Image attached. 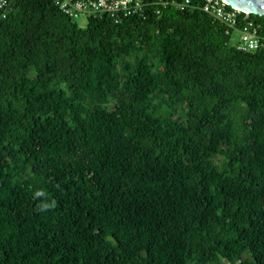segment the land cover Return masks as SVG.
<instances>
[{
  "label": "trees",
  "instance_id": "obj_1",
  "mask_svg": "<svg viewBox=\"0 0 264 264\" xmlns=\"http://www.w3.org/2000/svg\"><path fill=\"white\" fill-rule=\"evenodd\" d=\"M11 2L0 264H264V46L201 10L81 27Z\"/></svg>",
  "mask_w": 264,
  "mask_h": 264
},
{
  "label": "built area",
  "instance_id": "obj_2",
  "mask_svg": "<svg viewBox=\"0 0 264 264\" xmlns=\"http://www.w3.org/2000/svg\"><path fill=\"white\" fill-rule=\"evenodd\" d=\"M59 9L68 16L97 18L109 17L115 23H122L126 19L138 16L143 19L150 14L160 15L162 8L174 6L182 11L201 10L215 22L222 24L226 33L232 37L235 32L241 34V41L236 47L243 51H256L264 46V32L262 26L238 8L231 7L224 0H205L203 4H196L193 0L157 2L149 0H53ZM12 12L11 0H0V20H5Z\"/></svg>",
  "mask_w": 264,
  "mask_h": 264
},
{
  "label": "water",
  "instance_id": "obj_3",
  "mask_svg": "<svg viewBox=\"0 0 264 264\" xmlns=\"http://www.w3.org/2000/svg\"><path fill=\"white\" fill-rule=\"evenodd\" d=\"M231 7L238 8L247 14L264 16V0H224Z\"/></svg>",
  "mask_w": 264,
  "mask_h": 264
},
{
  "label": "rangeland",
  "instance_id": "obj_4",
  "mask_svg": "<svg viewBox=\"0 0 264 264\" xmlns=\"http://www.w3.org/2000/svg\"><path fill=\"white\" fill-rule=\"evenodd\" d=\"M77 22L78 24L81 26V27H85L88 23V19L86 17H79L77 19ZM241 34L239 32H235L232 37H231V40H230V43L231 45L233 46H237L238 44H240V41H241Z\"/></svg>",
  "mask_w": 264,
  "mask_h": 264
}]
</instances>
